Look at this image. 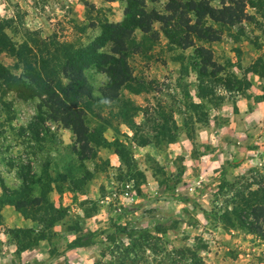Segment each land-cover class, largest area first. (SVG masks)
I'll list each match as a JSON object with an SVG mask.
<instances>
[{
  "label": "clouds",
  "instance_id": "obj_1",
  "mask_svg": "<svg viewBox=\"0 0 264 264\" xmlns=\"http://www.w3.org/2000/svg\"><path fill=\"white\" fill-rule=\"evenodd\" d=\"M242 4L205 13L211 41L187 10L185 47L158 19L99 45L130 0H0V264H264V0Z\"/></svg>",
  "mask_w": 264,
  "mask_h": 264
},
{
  "label": "rangeland",
  "instance_id": "obj_2",
  "mask_svg": "<svg viewBox=\"0 0 264 264\" xmlns=\"http://www.w3.org/2000/svg\"><path fill=\"white\" fill-rule=\"evenodd\" d=\"M144 4V0H136V8L135 9H139L138 11H140V15H141V19H140V24H142V28L147 31L151 25V21L153 19H158L163 21L164 24V28L162 29L165 33L166 36L170 37V39L172 40V42L181 45V46H188L192 43V41L188 38L187 35L182 36L181 32L182 30L180 29V25H184L187 27V20L185 18V12L187 10H191V9H196L197 12V16L200 17V19L197 20V26L196 27H189L188 31L195 33V35L197 36L198 39H205V40H214V39H219V36L217 35V33L211 29V28H207V29H202L200 27V23L201 20L203 19V16L205 15V13H210L213 20L219 23H230L232 22V18L233 16H236V19H239V16L237 15L238 12L242 11V0H239V2H237V6L235 9H231V8H225L222 12H217L211 8H209L207 6V0H201V3L197 4L195 3V0H188L187 4H181L180 0H172V2L168 5V8L172 10L173 12V16L170 17H163V16H157L155 12L152 13L151 16H147L144 15L142 10H141V6ZM183 8L185 11L184 12H179V17L177 19V23L176 25L173 26V29L171 31L168 30V25L171 23L172 19L177 15V12L179 9ZM136 20V17H135ZM110 32V34H109ZM130 32L129 29L123 27H116V28H108L105 30V35L102 38L106 39V42L109 40H115L116 43L119 45L121 43V40L124 36L128 35ZM114 33V34H113ZM157 38L156 34H153V41L151 42H146L145 47L150 46L152 43H155V39ZM99 45L103 44V41L99 40L98 41ZM105 44V43H104ZM93 50V49H92ZM65 54L66 55H71L67 50H65ZM197 54L201 55L204 59L203 62L204 64H209L210 61V53H207L204 51V49H198L197 50ZM82 55V58H87L89 59L90 57V52L87 51ZM103 58V57H102ZM181 59H183V57H180ZM104 60V58H103ZM119 63V62H117ZM213 67H216L215 65ZM219 68H216V71H219ZM116 71H121L120 69H116ZM205 70L201 69L202 75L204 74ZM122 74V72H121ZM213 76H215V72L212 73ZM26 197V193L23 194ZM63 213H59V215H62ZM52 222H54L53 220H49L48 224L50 225ZM77 243V242H76ZM75 242H73L72 245H69V249H71L73 247L74 244H76Z\"/></svg>",
  "mask_w": 264,
  "mask_h": 264
},
{
  "label": "trees",
  "instance_id": "obj_3",
  "mask_svg": "<svg viewBox=\"0 0 264 264\" xmlns=\"http://www.w3.org/2000/svg\"><path fill=\"white\" fill-rule=\"evenodd\" d=\"M137 6H136V0H130V7H129V12L132 13V16H131V20L129 22H126V25H125V28L129 29L130 30V25L131 26H135V25H139L140 27H142L140 24V20H135V17H136V14L137 13H140V11H138L139 9H135ZM110 34V32H109ZM114 34V33H113ZM101 41H103V44L106 43V39L105 38H101L100 39ZM102 44V45H103ZM90 52V57L89 59H99L101 61H103V58L102 57H97L95 56V53H94V49H90L88 50ZM114 63H117L116 61H114ZM73 67H75V65L73 64ZM0 74H3L2 72H0ZM123 74V73H122ZM75 242V241H74ZM76 243V242H75Z\"/></svg>",
  "mask_w": 264,
  "mask_h": 264
}]
</instances>
